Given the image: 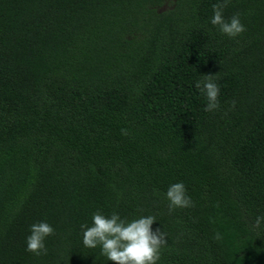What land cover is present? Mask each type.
<instances>
[{"label":"trees","instance_id":"16d2710c","mask_svg":"<svg viewBox=\"0 0 264 264\" xmlns=\"http://www.w3.org/2000/svg\"><path fill=\"white\" fill-rule=\"evenodd\" d=\"M218 2L0 0V264H115L83 245L97 210L155 216L157 264H264V0H229L236 38ZM177 182L193 206L170 214Z\"/></svg>","mask_w":264,"mask_h":264},{"label":"clouds","instance_id":"9594fccd","mask_svg":"<svg viewBox=\"0 0 264 264\" xmlns=\"http://www.w3.org/2000/svg\"><path fill=\"white\" fill-rule=\"evenodd\" d=\"M229 0L212 5L213 16L210 23L218 27L219 31L229 38H236L246 31L241 22L240 14H233L225 19L223 11ZM196 88L206 97V112H213L219 108L220 87L215 82L214 75H203V79L196 82ZM235 102L233 101V106ZM122 135H128L127 129H121ZM166 199L171 214L177 208L193 206L183 182L173 183L168 187ZM92 223L81 224L83 245L87 248L100 247L101 255L115 264H157L161 255V248L167 244L166 234L160 229L153 231L155 216L147 215L128 220L113 212L105 215L97 210L92 213ZM264 223V215H257L254 224L260 227ZM55 234V229L46 221H39L30 226V234L26 237V251L34 255H46L45 239ZM214 239L219 240L220 234L215 233Z\"/></svg>","mask_w":264,"mask_h":264}]
</instances>
